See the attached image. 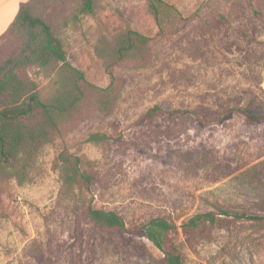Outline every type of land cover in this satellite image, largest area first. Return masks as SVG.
<instances>
[{"label":"rangeland","instance_id":"obj_1","mask_svg":"<svg viewBox=\"0 0 264 264\" xmlns=\"http://www.w3.org/2000/svg\"><path fill=\"white\" fill-rule=\"evenodd\" d=\"M166 1L184 19L164 35L148 0H95L78 21L72 0L25 1L69 20L61 30L69 59L99 86L110 81L95 52L102 35L131 26L152 37L153 58L117 69L125 86L114 112L57 136L31 180L1 195L0 264H161L163 253L134 231L154 217L177 224L187 264H264V227L235 221L190 243L181 226L215 204L264 215V119L247 117L264 114V0ZM35 77L50 94L48 79ZM155 105L161 111L149 122L143 115ZM94 133L110 138L88 141ZM62 152L95 175L88 190L64 183ZM90 207L117 212L128 229L101 230Z\"/></svg>","mask_w":264,"mask_h":264},{"label":"trees","instance_id":"obj_2","mask_svg":"<svg viewBox=\"0 0 264 264\" xmlns=\"http://www.w3.org/2000/svg\"><path fill=\"white\" fill-rule=\"evenodd\" d=\"M148 2L159 34L173 33L184 19L181 11L166 0ZM72 5L69 14L72 20L78 21L95 10V0H72ZM68 24L69 20L60 23L45 12H36L26 2L0 35V199L10 185H23L31 180V169L41 150L57 136L65 135L90 116H109L114 112L125 86V78L116 73L117 69H143L153 58L152 37L131 26L111 36L102 35L95 52L110 81L99 86L69 59L61 37V30ZM31 70L48 79L52 86L50 94H43ZM160 111L161 107L155 105L143 117L153 122ZM247 117L254 122L264 119V114L247 113ZM109 138L105 133H94L87 140L100 143ZM56 167L69 186L88 190L95 178L81 167V159L69 152L59 155ZM89 215L105 232L128 229L115 211L90 207ZM235 221L246 222L252 228L264 227V215L219 204L212 211L193 215L181 226L187 242L192 243L199 237L210 238L215 228H229ZM134 231L144 234L163 253L161 264H187L175 235L178 232L175 222L154 217Z\"/></svg>","mask_w":264,"mask_h":264},{"label":"crops","instance_id":"obj_3","mask_svg":"<svg viewBox=\"0 0 264 264\" xmlns=\"http://www.w3.org/2000/svg\"><path fill=\"white\" fill-rule=\"evenodd\" d=\"M12 1H15V4H12ZM26 0H0V35L9 27L12 23V18L14 19L19 7L20 3H26ZM10 4V6H8Z\"/></svg>","mask_w":264,"mask_h":264}]
</instances>
